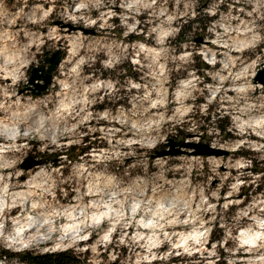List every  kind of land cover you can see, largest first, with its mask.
Masks as SVG:
<instances>
[{
	"label": "rangeland",
	"instance_id": "1",
	"mask_svg": "<svg viewBox=\"0 0 264 264\" xmlns=\"http://www.w3.org/2000/svg\"><path fill=\"white\" fill-rule=\"evenodd\" d=\"M59 44L48 90L18 95ZM263 57L264 0H0V247L93 263L264 258V87L252 83ZM169 138L227 153L151 158ZM30 156L42 163L25 171ZM31 217L43 222L13 240ZM74 220L81 235L62 237Z\"/></svg>",
	"mask_w": 264,
	"mask_h": 264
},
{
	"label": "water",
	"instance_id": "2",
	"mask_svg": "<svg viewBox=\"0 0 264 264\" xmlns=\"http://www.w3.org/2000/svg\"><path fill=\"white\" fill-rule=\"evenodd\" d=\"M85 34H95L93 29H81ZM198 41H202L201 38ZM63 58L62 44H59L54 50H46L43 53V59L41 63L31 66L29 70V76L26 82L19 85L17 94L30 93L32 96H38L48 90L52 83L53 73L57 70L59 64ZM252 83L255 86L264 87V57L260 63L259 68L252 75ZM193 149L192 151H186L185 149ZM191 153L192 155H215L219 156L225 154L224 150L215 148L207 144L191 143L185 140H175L169 138L163 145L156 149L151 158L177 156L183 153ZM42 162L36 158L30 156L24 162L21 163V168L25 171L32 169L35 166L40 165Z\"/></svg>",
	"mask_w": 264,
	"mask_h": 264
},
{
	"label": "trees",
	"instance_id": "3",
	"mask_svg": "<svg viewBox=\"0 0 264 264\" xmlns=\"http://www.w3.org/2000/svg\"><path fill=\"white\" fill-rule=\"evenodd\" d=\"M210 20V19H209ZM198 20L193 22H189L188 26L193 28V24L197 23ZM185 29V25L181 26V29ZM184 30L181 32V40L183 39ZM206 68H209L207 64H205ZM219 118L215 121V126L218 127V131L224 135L226 139L233 138V134L231 133V129L228 127V123L221 126L217 122H221L222 120ZM223 118V117H222ZM178 134L180 136L184 135L183 130H179ZM185 136V135H184ZM184 136L182 138H184ZM67 152V151H62ZM62 152L57 153V155H61ZM84 149L79 150V154L84 153ZM54 164L57 162L54 160ZM215 237H211V241L214 240ZM0 259L10 261L13 259L19 260L22 264H120L118 260H114L112 262L102 261L98 263L91 262L86 255L76 252L75 250L68 248L64 250L57 251H47V252H38L34 250H20L13 252L9 248L0 247Z\"/></svg>",
	"mask_w": 264,
	"mask_h": 264
},
{
	"label": "bare ground",
	"instance_id": "4",
	"mask_svg": "<svg viewBox=\"0 0 264 264\" xmlns=\"http://www.w3.org/2000/svg\"><path fill=\"white\" fill-rule=\"evenodd\" d=\"M260 122H255L254 125L259 126ZM244 126V123H242ZM246 124V123H245ZM248 125V124H247ZM261 126V125H260ZM5 205V200L1 199L0 200V207H3ZM111 208V207H110ZM110 208H106V210L99 212V213H94L92 215H90V220L94 223H100L102 221H104V219L106 218H110V216H112V211ZM70 216L72 217V214H70ZM43 222V220H38L37 218H29L27 222H25L24 224L21 225V222L17 221L15 224V229H14V237L13 240L17 239V241H22L23 237L22 234L25 233L24 229H22L23 226H27L28 228L32 226V228L35 227H39L40 224ZM260 225H264V220L261 222ZM87 226V225H86ZM47 227V226H46ZM84 227V222L83 221H73L71 223H66L62 229V237H64L65 235H71L72 237H77L80 236L82 233V229ZM30 230V229H29ZM42 229H38L37 231V235L35 233V238H40L41 240H47L48 236L51 234V230L48 231V233L46 234L45 237L42 238V236L45 235L44 234H39L41 233ZM108 232H111V229L108 230ZM24 235V234H23ZM42 235V236H41ZM108 235V233L104 234V237L106 238ZM103 238V237H102ZM239 238L241 242H244L246 244H248L249 246H256L257 244H259V239H260V235L257 232H253L252 230H241L240 234H239ZM259 246V245H257ZM263 256V255H262ZM244 264H264V258L260 257V258H254L253 260H247L244 262Z\"/></svg>",
	"mask_w": 264,
	"mask_h": 264
},
{
	"label": "built area",
	"instance_id": "5",
	"mask_svg": "<svg viewBox=\"0 0 264 264\" xmlns=\"http://www.w3.org/2000/svg\"><path fill=\"white\" fill-rule=\"evenodd\" d=\"M260 66V65H259ZM259 68V67H258ZM253 75V74H252Z\"/></svg>",
	"mask_w": 264,
	"mask_h": 264
}]
</instances>
